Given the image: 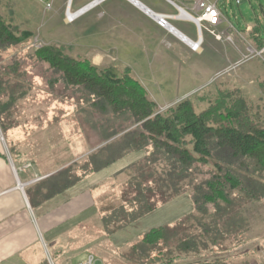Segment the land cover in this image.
Here are the masks:
<instances>
[{
	"label": "trees",
	"instance_id": "1",
	"mask_svg": "<svg viewBox=\"0 0 264 264\" xmlns=\"http://www.w3.org/2000/svg\"><path fill=\"white\" fill-rule=\"evenodd\" d=\"M4 3L8 8V2L0 0L2 62L4 53L13 48L17 51L19 45L35 37L33 31H20L6 17ZM253 37L262 50L260 36L255 33ZM66 49L52 43L33 54L25 52V56L52 71V88L61 80L68 89L83 91L90 105L108 115L101 125L106 144L83 162H75L76 181L139 152L137 159L112 175L114 191L100 200L97 211L105 235H114L159 205L187 193L196 206L191 215L175 226L150 229L130 247L145 264L153 260L173 264L190 253L217 252L226 241L230 244L247 232L251 227L249 214L264 201V121L253 113L245 97L237 92H220L211 100L207 93L200 100L199 111L191 98L160 111L129 68H101L89 59L72 57ZM24 62L15 56L0 65V126L5 135L28 127L18 114L25 115L22 102L34 96L33 88L40 86L33 81L37 75L29 78ZM205 102L208 106L203 107ZM116 120L121 121L118 126ZM42 126L29 125L37 136L44 135Z\"/></svg>",
	"mask_w": 264,
	"mask_h": 264
},
{
	"label": "rangeland",
	"instance_id": "2",
	"mask_svg": "<svg viewBox=\"0 0 264 264\" xmlns=\"http://www.w3.org/2000/svg\"><path fill=\"white\" fill-rule=\"evenodd\" d=\"M5 1L8 2V8L4 7V3L2 9L6 17L11 19L20 31L26 29L33 31L35 37L30 43L28 41L29 44L19 45L21 47L17 51L13 48L4 53L0 65L9 63L17 56L25 61V67L31 74L29 78L31 79L34 74L37 75L33 81L40 84L36 89L33 88L35 95L22 102L21 111L26 112L25 115L18 114L19 118H23L22 123L28 124V127H19L6 134L11 145L19 142L20 139L23 142H35L37 134L35 135L29 127L31 124H43L44 127L56 126L57 132L44 133V135L52 136L50 149L56 156L50 154L59 157L60 162L72 157L77 158V163L83 162L85 157L97 152L96 150L106 144L103 142L105 129L101 125L103 120H108V115L98 106L90 105L83 91L68 89L61 80L52 88L51 82L55 78L52 71H47L42 62L38 63L37 60L25 56L27 54L25 52L33 54L36 49L52 43L66 46L67 53L72 57H84L89 50L108 51L105 56H110L103 67L117 64L123 71L127 69V65L131 66L129 69L132 76L145 86L149 97L159 105L160 111L186 98H191L199 111L200 100L208 95L207 93L211 95L209 97L211 100H215L220 92H237L245 97L253 113L258 114L264 121V52L257 54L259 47L256 46L253 37L257 33L264 44V0H243L241 4H236L234 0H220L219 6L224 21L216 31L233 33V41L217 40L212 34L203 31V51L198 53L192 51L174 34L159 29L160 34L166 39L160 51L154 50V46H149L147 49L141 47L140 43L146 41V38H143V41L140 40L141 42L135 44V51L124 54L120 51L121 45H125L128 49H131V45L121 38L125 33H116L115 24L112 27L102 28L101 21L96 17L102 8H94L73 23H67L64 20L63 0H54L53 8L50 10H46L44 4L37 0ZM142 1L165 11L177 13V10L166 1ZM9 8L14 9V15ZM170 23L191 40H197L198 34L192 22L171 20ZM148 24L152 25L150 21ZM119 27L121 29V25ZM229 28L232 29L231 32ZM252 29L255 32L251 31ZM177 34L180 36L179 33ZM116 57L121 61H115ZM122 60H126L127 64ZM55 76L58 77L59 74ZM204 106H208V102L203 103ZM120 122L114 121L117 126ZM138 155L139 152L132 153L98 172L101 173L100 175L92 174L93 177L87 180L92 182L91 185L94 186L102 180L99 189L93 188L99 190V200L114 191L112 175L137 159ZM19 186L21 187L22 184ZM94 193L96 195V191ZM194 208L190 194H184L159 205L154 211L115 233L111 238H107L101 231L99 217H94L96 221H92V228L86 229L91 232L90 238L86 236V241L90 239L92 241L91 248L76 254H74L76 251H67L65 264H80L87 260L88 254L96 256V264H145L130 249L137 241L128 239L154 227L171 225L192 212ZM249 215L251 228L243 235L246 244L233 251V256L237 255V264L247 262L250 258L259 259L260 249L264 251V201ZM50 254L46 250V256L50 257ZM154 254L157 255V252ZM52 256L54 257L55 254ZM146 264L164 263L153 260Z\"/></svg>",
	"mask_w": 264,
	"mask_h": 264
},
{
	"label": "crops",
	"instance_id": "3",
	"mask_svg": "<svg viewBox=\"0 0 264 264\" xmlns=\"http://www.w3.org/2000/svg\"><path fill=\"white\" fill-rule=\"evenodd\" d=\"M68 1L71 2V7L77 10L93 0H63L65 6ZM167 4L171 5L168 2ZM140 5L155 13L177 14L154 7L142 0H107L95 8H102L96 16L97 20L101 21L102 28L112 27L115 24L116 33H125L121 38L131 45V49L121 45L120 51L123 54L135 51V44L141 42L140 40L143 41V38H146V41L140 43L141 47L147 49L149 46H154V50L160 51L166 42L160 31L165 30L174 34L161 27ZM148 21L152 25L148 24ZM174 28L185 34L177 27ZM168 45L171 46L170 43ZM70 47L75 46L70 45ZM107 52L89 50L82 58L89 59L94 65L104 68L103 64L110 56H105ZM115 61L119 62L121 59L116 57ZM122 61L127 64L126 60ZM108 66L120 68L117 64ZM126 68L131 66L127 65ZM41 129L42 132L47 129L43 133L58 131L55 125L42 126ZM50 137L52 136H37L34 143L23 142L20 139L19 142L11 145L9 137L4 134L0 126V264H65L67 251H76L74 253L76 254L91 248V239L86 241V236L90 238L91 232L86 229L92 228V221H96L94 217L100 219V213L97 211L100 201L97 189L102 180L98 183L94 182L96 183L94 186L91 185V181L87 182L93 177L90 173L82 176L77 182L75 168L77 158L72 157L60 162L59 157H54L56 155L50 149V144L53 142L50 141ZM98 174L101 173L96 175ZM195 210L196 206L186 216L165 226H175ZM140 235L142 233L128 240L137 241ZM243 235L230 244L226 241L217 248V252L190 253L176 259L175 263L198 264L218 259V264H237V255L233 256V251L245 246ZM46 250L51 253L50 257L46 256ZM260 251L259 259L250 258L249 261L240 264H264V251L262 248Z\"/></svg>",
	"mask_w": 264,
	"mask_h": 264
},
{
	"label": "built area",
	"instance_id": "4",
	"mask_svg": "<svg viewBox=\"0 0 264 264\" xmlns=\"http://www.w3.org/2000/svg\"><path fill=\"white\" fill-rule=\"evenodd\" d=\"M44 4L46 10L53 8L54 0H37ZM107 0H93L90 3L82 6L81 8L74 10L71 7V2H67L65 6V21L67 23H73L79 17L83 16L92 9L100 6ZM171 4L176 10L177 14H167V13H155L150 11L148 8V13L161 27L168 29L171 26V20H182L192 22L195 25L198 38L196 41L191 40L188 36L181 33L178 36L180 40L186 43L192 51L201 53L203 51V31L212 34L217 40H227L233 41V33L227 34L225 31L218 33L216 30L223 23V12L219 6L220 0H166ZM236 4H241L243 0H234ZM231 28V27H230ZM250 29L249 27H247ZM176 30V29H175ZM173 33V31L170 30ZM264 48L259 50L257 54H262ZM96 256L90 254L86 261L80 264H96Z\"/></svg>",
	"mask_w": 264,
	"mask_h": 264
},
{
	"label": "bare ground",
	"instance_id": "5",
	"mask_svg": "<svg viewBox=\"0 0 264 264\" xmlns=\"http://www.w3.org/2000/svg\"><path fill=\"white\" fill-rule=\"evenodd\" d=\"M135 3H137V2H135ZM140 7H142V6L140 5ZM142 8L144 9V11L149 12L145 7H142ZM168 29H169V31H170V30L173 31V33L176 34V35H178L177 33H179L180 36L183 38V36L181 35V33L178 32L176 28H175V29H176V30H175V29H173L171 26H168ZM178 36H179V35H178Z\"/></svg>",
	"mask_w": 264,
	"mask_h": 264
}]
</instances>
